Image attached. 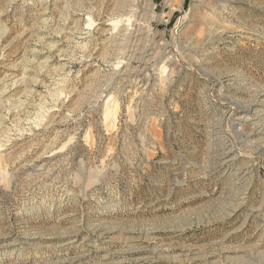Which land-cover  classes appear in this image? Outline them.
Listing matches in <instances>:
<instances>
[{"label": "rangeland", "instance_id": "rangeland-1", "mask_svg": "<svg viewBox=\"0 0 264 264\" xmlns=\"http://www.w3.org/2000/svg\"><path fill=\"white\" fill-rule=\"evenodd\" d=\"M122 1L0 0V264H264V0Z\"/></svg>", "mask_w": 264, "mask_h": 264}, {"label": "bare ground", "instance_id": "bare-ground-1", "mask_svg": "<svg viewBox=\"0 0 264 264\" xmlns=\"http://www.w3.org/2000/svg\"><path fill=\"white\" fill-rule=\"evenodd\" d=\"M195 1H197V2H199V3H197L198 5H200L201 4V2H202V0H195ZM91 7V6H90ZM118 8H119V10L121 9V10H125V11H127L126 9H127V5L125 4V2L124 1H122V0H118ZM71 10H72V8H71ZM69 13V12H68ZM133 20V19H132ZM187 22H188V17H187V15H185L181 20H180V22L178 23V25L176 26V29H175V31H176V33H180L181 31H182V29H183V27H185L186 26V24H187ZM134 24V23H133ZM134 26V25H133ZM78 27V26H77ZM135 27V26H134ZM126 30V29H125ZM121 35V34H120ZM108 102H109V100H108ZM112 103V102H111ZM111 105V104H110ZM114 106H116V104L114 103ZM113 107V106H112ZM112 107H110V109L112 110ZM118 108V107H117ZM116 109V108H115ZM245 113H246V115H244V116H241V117H239V118H236V119H238L239 120V122H241V123H243V122H246L247 121V119H249L251 116H253V115H255L256 114V111L254 110V108L253 107H248L247 109H246V111H244ZM107 113V112H106ZM233 113V112H232ZM107 115V114H106ZM240 115V114H239ZM109 116H111V115H109ZM231 116H233L234 117V113L231 115ZM113 117V116H112ZM109 118V117H108ZM106 119H107V117H106ZM230 119V118H229ZM116 121V120H115ZM113 124H115V123H113ZM239 147H237V145H235V144H229V145H227L226 146V156L229 158V160L231 161V160H234L241 152L239 151ZM4 167V166H3ZM4 170V169H3ZM4 172H5V170H4Z\"/></svg>", "mask_w": 264, "mask_h": 264}]
</instances>
